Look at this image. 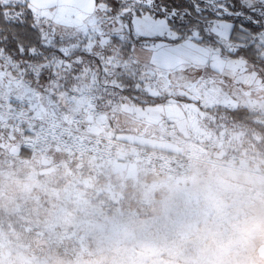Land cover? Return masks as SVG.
Returning a JSON list of instances; mask_svg holds the SVG:
<instances>
[{
  "label": "snow or ice",
  "instance_id": "obj_1",
  "mask_svg": "<svg viewBox=\"0 0 264 264\" xmlns=\"http://www.w3.org/2000/svg\"><path fill=\"white\" fill-rule=\"evenodd\" d=\"M257 82L264 0H0V144L221 97L238 111Z\"/></svg>",
  "mask_w": 264,
  "mask_h": 264
},
{
  "label": "rangeland",
  "instance_id": "obj_2",
  "mask_svg": "<svg viewBox=\"0 0 264 264\" xmlns=\"http://www.w3.org/2000/svg\"><path fill=\"white\" fill-rule=\"evenodd\" d=\"M261 85L263 90L251 99L261 106L256 121L264 124ZM209 110L181 103L159 118L139 119L138 128L133 119L120 117L95 131L85 129L89 135L113 136L119 162L140 159L136 172L143 175V181L130 182L120 203L85 210V225L104 224L96 229L105 233L102 245L85 244L81 235L86 227L64 224L50 232L38 222L49 218L51 204L63 206L66 195L79 188L78 181H67L72 177L67 163L86 164L94 175L99 172L63 153L51 151L49 158L34 154L22 147L24 137L4 139L0 264H22L34 249L57 253L59 259L75 264H264V132H247ZM129 149L133 153L127 155ZM54 154L64 159L53 160ZM160 154L174 161L160 163ZM234 157L246 164L236 166ZM112 186L116 188L103 181L94 192L99 195ZM53 188L60 194L57 198L50 192ZM49 235L51 244H42ZM28 241L35 248L24 244Z\"/></svg>",
  "mask_w": 264,
  "mask_h": 264
},
{
  "label": "crops",
  "instance_id": "obj_3",
  "mask_svg": "<svg viewBox=\"0 0 264 264\" xmlns=\"http://www.w3.org/2000/svg\"><path fill=\"white\" fill-rule=\"evenodd\" d=\"M262 90H263V86L259 83H255V85L251 87L248 95H243L242 92L237 93L236 95L239 96V100L238 102L235 103V107L236 108L243 107L253 112H258V109L261 106H259V102H256V100L251 99V96L253 93L257 94L260 93ZM222 101H223V97H221L219 101L213 100L210 102L211 106L205 109H213L215 107H218L219 104L222 103ZM228 107L231 108L233 107V105L229 104ZM138 120L139 119H133V121L131 122L132 124H134L133 127L138 128L139 126V124L137 123ZM147 125L154 127L153 123L150 124L149 122H147ZM92 131L95 130L93 129ZM118 137L122 140L126 139L125 138L126 136L120 134L118 135ZM131 153H133V150L129 149L127 155H130ZM121 155L126 156V154H121ZM54 159L57 161L58 160L61 161L64 158L62 157L61 154H54L53 160ZM139 160L140 159L134 158L132 162L131 161L126 163L118 162L116 164L105 165L102 168L103 171L99 172L98 174H95L96 176L93 174L90 167H88L86 164L67 163L66 165L68 171L72 170L71 172L72 174H70L72 177L71 179L68 178L67 181L69 182L71 180L78 181L79 188L71 191L69 194L66 195L67 198L64 201L63 206L58 207L59 204L58 202L56 203L57 206L56 205L52 206L51 204V208L50 210H48L50 211L49 218H45L43 220L42 218H40L38 222L41 225H43L45 228L47 227L48 229H50V232L54 231L56 227L64 226V224H68L69 226L79 227V228L86 227L88 228L87 233L81 235V237L85 239V244L87 245L104 244L105 233L101 231L100 232L96 231V229L100 228L101 225L103 227L104 224L93 223V224L85 225L86 224L85 210H88L89 208L91 210L96 208V211H98L101 209V207L111 208L112 206H115L116 203H120V197L124 198L125 194L127 195L129 193L126 190L131 183H133L134 181L138 182L139 180L143 181V178H140L143 175L139 176L136 174L137 162ZM126 166L128 167V170ZM103 181H109L110 184L116 185V188L106 190L104 191V193L98 195L94 192V189ZM44 192L46 191L44 190ZM50 192L56 198L58 197V195H60L59 192L55 190V188H53ZM117 207L119 208L117 211L121 212L122 207H120V205ZM66 217L69 218V221L63 220V218ZM50 235L49 237L48 236L44 237V239H42L40 242L45 245L51 244L52 238L50 237ZM32 241H28L27 243L24 244L33 246L35 248V244H33ZM32 255H34V257ZM23 258L24 261L21 259L22 264H43V262L44 264H46L47 262H49V264H61L62 261L65 260L61 258L59 259L57 253L52 254L51 251H48L47 254V251L42 249H34V252L32 254ZM98 259H101V257H99ZM64 262L65 264H75L74 262L69 261L67 259ZM81 264L83 263L81 262Z\"/></svg>",
  "mask_w": 264,
  "mask_h": 264
},
{
  "label": "built area",
  "instance_id": "obj_4",
  "mask_svg": "<svg viewBox=\"0 0 264 264\" xmlns=\"http://www.w3.org/2000/svg\"><path fill=\"white\" fill-rule=\"evenodd\" d=\"M104 128V127H103ZM117 141L113 139L108 133L104 132L99 135H89L85 129H81L79 132L73 133L72 139H61L56 141H32L30 138H23L22 145L29 151L36 153H45L46 157H50V152L63 153L68 159L72 158L79 162H86L97 172L101 171V168L105 165L118 163L120 160L116 151ZM160 156V163H168L174 161L170 157H166L162 154ZM70 159V160H72ZM233 162L236 166H242L246 164L241 158H233ZM137 175H139L136 172ZM78 187V184H75ZM114 186H112L113 188ZM100 193V192H99ZM145 204L149 203V200H144Z\"/></svg>",
  "mask_w": 264,
  "mask_h": 264
},
{
  "label": "trees",
  "instance_id": "obj_5",
  "mask_svg": "<svg viewBox=\"0 0 264 264\" xmlns=\"http://www.w3.org/2000/svg\"><path fill=\"white\" fill-rule=\"evenodd\" d=\"M209 112L216 116H222L228 124H234L242 130H247V132H251L252 128L264 132V124L256 121L260 115L258 112L243 107H238V111H227L219 106L209 110Z\"/></svg>",
  "mask_w": 264,
  "mask_h": 264
},
{
  "label": "bare ground",
  "instance_id": "obj_6",
  "mask_svg": "<svg viewBox=\"0 0 264 264\" xmlns=\"http://www.w3.org/2000/svg\"><path fill=\"white\" fill-rule=\"evenodd\" d=\"M194 123H195V122H194ZM114 164H116V163H114ZM102 168H103V167H102ZM102 168H101V169H102Z\"/></svg>",
  "mask_w": 264,
  "mask_h": 264
}]
</instances>
